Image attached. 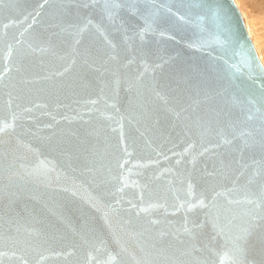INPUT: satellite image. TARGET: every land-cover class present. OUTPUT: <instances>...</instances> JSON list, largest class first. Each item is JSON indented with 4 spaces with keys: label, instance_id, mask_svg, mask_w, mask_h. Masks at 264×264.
<instances>
[{
    "label": "water",
    "instance_id": "water-1",
    "mask_svg": "<svg viewBox=\"0 0 264 264\" xmlns=\"http://www.w3.org/2000/svg\"><path fill=\"white\" fill-rule=\"evenodd\" d=\"M106 2L133 0H0V264H261L239 239L264 230L242 11Z\"/></svg>",
    "mask_w": 264,
    "mask_h": 264
},
{
    "label": "snow or ice",
    "instance_id": "snow-or-ice-1",
    "mask_svg": "<svg viewBox=\"0 0 264 264\" xmlns=\"http://www.w3.org/2000/svg\"><path fill=\"white\" fill-rule=\"evenodd\" d=\"M95 4H77V5H69V7H95ZM144 5L142 3V0H133V2L129 5L120 4L117 2H113L112 4H108L107 2L103 5L104 8H124V7H133L136 8L137 11L140 10ZM182 79L184 81H198L199 78L202 76V72H200L196 68H187L181 70L180 73ZM202 82V81H200ZM220 112H223V109L220 110ZM220 112L217 113V115L220 114ZM241 244L243 246V249L246 253L252 254L255 252H258L262 257H264V230H262L259 235H253L251 231L246 230V234L241 236L240 238ZM250 264H255V261L250 262ZM261 264H264V260L261 261Z\"/></svg>",
    "mask_w": 264,
    "mask_h": 264
},
{
    "label": "rangeland",
    "instance_id": "rangeland-1",
    "mask_svg": "<svg viewBox=\"0 0 264 264\" xmlns=\"http://www.w3.org/2000/svg\"><path fill=\"white\" fill-rule=\"evenodd\" d=\"M264 63V0H235Z\"/></svg>",
    "mask_w": 264,
    "mask_h": 264
}]
</instances>
